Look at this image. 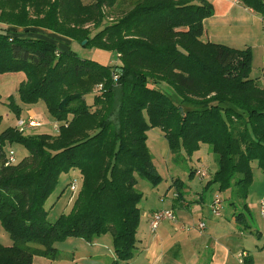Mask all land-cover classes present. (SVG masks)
I'll return each instance as SVG.
<instances>
[{"label": "trees", "instance_id": "obj_1", "mask_svg": "<svg viewBox=\"0 0 264 264\" xmlns=\"http://www.w3.org/2000/svg\"><path fill=\"white\" fill-rule=\"evenodd\" d=\"M84 1L0 0V75L23 72L20 100L44 102L59 124L55 136L0 133V223L13 241L0 245V264L53 260L56 244L107 233L110 264H128L140 221L137 177L154 188L162 182L146 144L151 129L161 130L172 154L207 145L217 156L209 183L232 204L246 208L252 163L264 176V83L250 78L249 48L202 40L211 3ZM239 1L264 18V0ZM65 39L114 52L118 64L58 50ZM14 144L28 155L8 164L4 148ZM70 170L79 171L81 187L71 211L49 223L45 203Z\"/></svg>", "mask_w": 264, "mask_h": 264}, {"label": "rangeland", "instance_id": "obj_2", "mask_svg": "<svg viewBox=\"0 0 264 264\" xmlns=\"http://www.w3.org/2000/svg\"><path fill=\"white\" fill-rule=\"evenodd\" d=\"M207 1L213 4L212 0ZM25 35L29 36V34ZM209 35L212 36L211 32ZM219 38L222 42L216 41ZM243 38H246L248 41H240ZM211 42L235 49L249 48L251 55L250 78L258 79L261 84L264 83L262 82V77H264V30L259 28V26L240 27L233 31H229V33L222 35V37H212ZM66 44L67 43H64V41L55 42V46L58 50L66 51L70 47L81 59L93 60L112 67L117 64L118 58L114 52L84 47L83 44L77 42L70 41L68 45ZM24 80L25 74L23 72L0 75V133L9 128L19 130V127H17L19 120L27 123L29 120L34 119L40 124L39 127L25 129L21 132L22 134L25 136L42 133L51 134L53 136L57 135L58 123L50 116L44 102H38L34 105H25L20 100L18 87ZM98 91V88L95 87L92 94L94 95ZM86 100L89 104L92 103L90 96H87ZM15 108H18V111H16ZM146 144L152 162L158 174L162 177V182L154 188V192L159 195H164L173 180H179L182 182L183 188H191L193 191L197 192L201 186H204L205 178L202 179L200 176L196 175V177L189 179L188 175L190 170H206L208 177L209 171L214 168L216 169L217 156L209 150L207 145H202L199 151L191 156L186 155L184 152L172 154L168 149V144L163 133L159 129H151L147 132ZM4 151L6 156L10 151L14 153V163H18L28 155L27 150L18 144L6 145ZM251 168L253 181L249 191L251 197H256L257 194L264 191V176H262V171L257 167L255 162L251 164ZM72 184L75 185V191H72L70 188ZM80 187L81 176L78 170H70L67 173L60 174L53 193L45 203L47 221L49 223H53L60 215L68 214L71 211ZM145 187H149V184L144 179L137 177L136 189L143 193ZM213 189L216 190L215 187H213ZM181 192L184 191L182 190ZM203 194L204 200L207 201L211 196V190L208 189L204 191ZM223 202L225 210L229 209L231 206L229 202ZM240 209L241 208L238 206L232 208L233 213L236 215L240 214ZM250 214L251 216H247V218L248 222L251 224L258 218L256 215H252L254 213L251 212ZM245 233L248 234V230H246ZM262 241H264V238H262ZM12 244L13 241L0 223V245L3 247H10ZM97 246L99 248L91 247L85 240L70 238L62 243L56 244L57 256L55 259L52 260L36 255L33 257L32 264H110L113 256L112 237L110 233L102 235L101 242ZM31 247L36 248L38 246L31 245ZM95 249L96 254L100 256L98 259L92 257Z\"/></svg>", "mask_w": 264, "mask_h": 264}, {"label": "crops", "instance_id": "obj_3", "mask_svg": "<svg viewBox=\"0 0 264 264\" xmlns=\"http://www.w3.org/2000/svg\"><path fill=\"white\" fill-rule=\"evenodd\" d=\"M212 2L214 14L203 22V41L211 42L212 37H222L240 27L257 25L264 30V18L241 3L233 4L223 0ZM63 41L70 43L66 39ZM216 41L221 40L219 38ZM240 41L248 40L243 38ZM193 170L195 169L189 172V179L196 177ZM214 171L215 168L209 171L204 186L197 192L191 188H183L182 182L173 180L164 195H159L147 182L149 187L144 188L139 203L137 249L128 264H242L239 259L242 253L246 254L243 264H264V217L259 212V203L264 199V191L256 197H251L248 190L246 208L238 203L232 204L233 200H227L230 197L228 192H219L216 184L209 183ZM208 189L211 190V196L205 201L203 192ZM182 190L184 192H181ZM215 195H219L222 201H228L231 205L225 210L222 202L219 216H215L211 208ZM236 206L241 208L242 220H238L233 213L232 208ZM158 210H171L174 220H165L151 231L148 214ZM251 212L258 219L250 224L247 216H251ZM201 222L205 224L203 230L198 228ZM246 230L248 234L245 233ZM100 242L101 237H98L87 243L91 247L99 248L97 245ZM93 253L92 257L100 258L96 249Z\"/></svg>", "mask_w": 264, "mask_h": 264}, {"label": "built area", "instance_id": "obj_4", "mask_svg": "<svg viewBox=\"0 0 264 264\" xmlns=\"http://www.w3.org/2000/svg\"><path fill=\"white\" fill-rule=\"evenodd\" d=\"M226 2H231L233 4H238L240 3L239 0H223ZM116 76H114V80H116ZM262 82H264V77H262ZM98 90L101 89V86H97ZM39 123L37 121H35L34 119L29 120L27 123H25L22 120H19L17 123V127H19L18 131L22 132L25 129H32V128H36L39 127ZM59 125V124H58ZM58 128V127H57ZM7 163L8 164H12L14 163V153L12 151H10L7 155ZM195 175L200 176L201 178H206L207 177V171L206 170H194ZM72 191H75V185L72 184L70 186ZM222 199L219 195H215L212 203H211V208H212V212L215 216H219L220 215V211L222 209ZM259 212L261 214L262 217H264V199H262L259 203ZM148 220H149V229L151 231H154L157 226L165 221V220H174V214L171 210H158V211H153L151 213L148 214ZM198 228L200 230H203L205 228V224L204 223H199ZM246 257L245 253H242L240 255V263L243 264V259Z\"/></svg>", "mask_w": 264, "mask_h": 264}, {"label": "water", "instance_id": "obj_5", "mask_svg": "<svg viewBox=\"0 0 264 264\" xmlns=\"http://www.w3.org/2000/svg\"><path fill=\"white\" fill-rule=\"evenodd\" d=\"M84 43H85V41L82 44H84ZM180 111H181V109H180Z\"/></svg>", "mask_w": 264, "mask_h": 264}]
</instances>
